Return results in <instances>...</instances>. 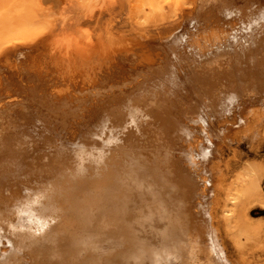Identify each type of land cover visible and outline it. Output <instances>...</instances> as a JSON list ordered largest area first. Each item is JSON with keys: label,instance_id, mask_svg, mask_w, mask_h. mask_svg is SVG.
Returning <instances> with one entry per match:
<instances>
[{"label": "rangeland", "instance_id": "obj_1", "mask_svg": "<svg viewBox=\"0 0 264 264\" xmlns=\"http://www.w3.org/2000/svg\"><path fill=\"white\" fill-rule=\"evenodd\" d=\"M226 1L0 0V131L3 130L1 133L4 135L8 133L6 137L0 133L2 135L0 149L7 148L14 152L17 147L19 150L17 153L22 156L20 157L22 164L40 165L42 160L38 155L43 148L41 145L44 144L45 149L46 146L51 148L47 140L50 132L49 137L56 147L59 146L58 142H62L64 135L66 139L69 135L75 144L76 142L79 144V147L74 145L75 149L86 152L102 150L105 155L108 153L109 156L111 153L112 157H116L124 148L111 142L114 141L113 134L119 124H115V128L113 124L112 127L109 125V130L106 128L105 131H101L100 127L99 130L92 127L93 124L85 123L88 122L86 120L75 121L76 115L90 109L85 106L92 99L94 101L96 98L94 102L97 100L102 102L100 99L112 93L113 96L117 93L115 96L118 97L121 94L119 90L122 89L125 92L121 96L130 90L135 94L136 88L140 91L143 87L141 76L144 73L146 76L148 74L147 82L150 80L149 77L153 78L154 75L167 78V75L162 76L160 73L154 74L150 71L153 67L163 71L168 66L166 73L171 74L168 73L169 77L177 70L175 67L178 69L185 67L184 75L191 67L192 70L188 71L190 73L203 65L204 52L214 51L215 45L220 41H228L230 44L227 43V47L236 41L235 47L239 46L242 54L246 51L249 56L252 53L249 49L253 50L255 46L257 50L254 60L259 62L253 60L254 64L248 63L247 70L255 64H262L264 54L260 55L263 60L256 55L262 54L260 51L264 46L261 45L262 42L264 44V38H261L263 41L259 43L260 32L264 31V20H253L260 9L264 11L261 3L257 0H254L255 3L253 0H230L229 3V0ZM220 5H223V8ZM224 5L228 7L226 10ZM245 18L251 23H256L255 30L253 29L255 34L252 35L256 38L252 43L251 41L245 43L240 37L237 38L242 33H238L239 29L247 22ZM241 44L246 50H243ZM208 46H211V49ZM224 47L226 48V45ZM230 48L229 50H233V46ZM184 59L188 60V67ZM192 61L199 63L192 66ZM223 71L225 72L222 69L218 71L219 81L209 76L204 85L200 84L201 86L197 84L201 80L191 81L189 78L190 83L187 85L192 92L196 90L195 93L201 95L199 99L203 100V105L207 97H216L218 89L223 87L225 89L221 92L226 93L224 95L226 98L212 108L215 113L221 114V123L217 126L215 121L213 124L216 127L209 125L205 132L209 137L202 139V136H196L198 141L193 142L197 145L192 147L193 142L192 145L186 144L185 131L179 132V141L186 145L182 148L176 147L174 153L183 157L184 165L192 173L193 168L198 170L199 177L195 179L201 184L198 182L199 185L195 187L197 197L195 196L193 201L191 199L190 208L193 217L199 220L203 228L205 227L204 234L202 233L199 239L202 245L208 248L202 255L206 252L210 257H215L214 260L219 262L218 264H264V92L256 89L252 91L249 81L236 80L235 75L222 73ZM251 72L253 71H249ZM261 74L257 73L254 77L258 79V75ZM155 76L154 80L157 79ZM254 77L253 82L257 80ZM162 80L164 81L157 79V83H161ZM128 81L136 88L132 89L130 86L131 89H128L130 85ZM137 81L141 82L139 87L135 84ZM152 81L150 80V84L145 83L147 85L145 87L149 89L158 85ZM182 81H188V78H183ZM101 104L103 103L99 106H102ZM110 104L114 106L113 100H110ZM196 106L199 105L196 103ZM181 114H184L183 110ZM185 118L187 124L193 125L192 120H196L197 117ZM73 121L81 127H77L79 133L73 131V134L70 133L69 123ZM37 138L45 142L41 144ZM204 142H208L209 146ZM20 144L23 148L22 146L20 148ZM200 144L202 148L207 146L208 152H204L202 158L196 157L194 160L193 149ZM195 153H198L197 150ZM246 174L248 177L244 176ZM24 175L26 177V173ZM242 178H247L248 183L252 181L250 192L253 191L248 192L251 196L248 193L243 194V197L232 203L228 194L237 195L240 191L237 181ZM30 180L17 181L6 194L21 200L28 198L32 187H36V180ZM203 180H206L207 184ZM13 190L17 192L16 195L11 193ZM0 207L1 210L4 206L1 204ZM3 213L0 214V230L5 229L4 225L8 221L3 222V219L7 218L5 210ZM255 217L258 219H251ZM9 222L11 223V220ZM4 236L0 234V261L13 251L11 248L13 245ZM22 259L29 260L27 256Z\"/></svg>", "mask_w": 264, "mask_h": 264}, {"label": "bare ground", "instance_id": "obj_2", "mask_svg": "<svg viewBox=\"0 0 264 264\" xmlns=\"http://www.w3.org/2000/svg\"><path fill=\"white\" fill-rule=\"evenodd\" d=\"M257 2H260L264 9V0H257ZM220 6L223 8V5ZM250 7L252 8V5ZM224 8L226 10L228 7L224 5ZM260 11L254 15V19L253 16L251 19L264 20V11ZM248 18L250 19V17ZM246 21L244 28L239 29L238 33H242L237 38L240 37L245 43L250 41L252 43L256 38V36L252 37L255 34L256 23L252 22V24L248 19ZM256 30L258 31V29ZM260 33L261 37H258L261 44L264 31L262 30ZM218 34L221 36L220 33ZM220 42H216L217 45H215L214 51L204 52L203 59L205 61L203 60V65L190 71V73L188 71L192 70L191 67L185 75V67H180L181 69L175 67L178 73L175 71L174 75L172 74V77H169L170 73H166L168 66L163 71L158 67H153L150 71L160 73L162 76L167 75L168 79L154 75L158 80L164 79L161 83H157L154 76V79L149 77L151 81L154 80L152 82L158 85L155 86L154 84L155 87H149L148 89L145 83H149L150 80L147 82L148 74L146 76L144 73L141 76L143 87L140 89L142 91H139V89L137 91V88H133V85L129 82L131 80L129 78L130 85L128 84V89L130 86L132 89L136 88L137 92L134 90L135 94L131 93L133 90H127L128 92L121 96L125 90L118 89L121 94L118 93L120 96L117 97L115 96L116 93L114 97L111 89L112 94L104 99L99 98L100 101L103 100L102 102L98 100V102H94L96 98L94 101L92 99L85 106L90 109H86L81 115L75 116V121L86 120L88 122L85 123L93 124L92 127L99 130L101 128V131L106 128L109 130L112 124L113 128H115V124H119L114 132L115 135L113 134L114 141L111 142L114 143L113 145L124 146V148L119 151V155L116 157H112L111 153L109 156L107 153V157L102 150L95 149V151L86 152L82 149H75L74 145L79 147V144L77 142L75 144L73 138L69 135H67V139L65 138L66 135L62 138L63 140L60 139L62 144L56 142L59 145L56 147L49 137L51 133L48 130L47 140H49L48 145L51 148L46 146L47 149H45V145H41L45 141L40 139L41 142L37 138L44 148L38 155L42 160L40 165L37 163H35L36 166L22 164L20 158L22 156L18 154L19 152L17 153L19 151L17 147L14 152L13 150H7V148L6 150L0 149V206L2 204L7 213V218L6 220L3 219V222L8 220L4 225L5 229L0 230V234L5 235L4 237L13 245V247L10 246L13 251L10 255L4 257L0 264L219 263L215 262V257H210L206 252L202 255L204 250L208 248H205L200 242L201 239H199V236L202 233L204 234L205 227L203 228L199 220L193 217L190 208L191 199L193 201L196 196L195 187L200 183L195 179L197 176L199 177L198 170L193 168V173L188 170L183 163V157L177 153L175 155L174 150L176 147L182 148L187 143L192 145V142L197 140L196 136H202V139L206 138L208 135H205V132L210 127L209 125L216 127L213 124L215 121H217V126L221 123V114L215 113L212 108L226 98L224 96L226 93L221 92L225 88L218 89L219 93H216V97H207L203 105V100L199 99L201 95L195 93L196 90L193 93L188 86L190 80L199 79L201 82L197 84L204 85L206 79L211 76V79L216 78L219 81L218 71L222 69L229 75H235L236 80L245 79L249 81L252 91L256 89L259 92H264V62L255 64L256 66H251V69L247 70L248 63L252 65L255 59V50H257L255 46L253 50L249 49L250 52L252 51L251 56H249L246 51H244L245 54H242V50L238 48L239 46L235 47L234 43L236 41H233L231 45L228 41ZM240 42L242 43V41ZM227 43H229L228 47ZM243 44H241V47L246 50ZM261 45H264L263 42ZM232 46L233 50H229ZM210 47L208 46L209 49H211ZM261 49L262 51H260ZM261 49H258V51L262 54L258 53L256 55L260 58L262 57L260 55L264 54V46ZM199 59L201 61V58ZM196 63L199 62L194 63L192 61L191 65ZM186 66H189L188 63ZM251 70L253 72L249 73ZM152 72L151 75H153ZM175 73L177 74L175 75ZM257 73H262L258 75V79L254 77ZM185 77L188 78V81L183 82L182 79H186ZM252 77L257 80L253 82ZM140 83L137 81L135 84H138L137 87H139ZM207 91H204V93ZM110 100H113L114 106H110ZM100 103H103L102 106H99ZM196 103L199 106H196ZM182 110L184 111L183 115L181 114ZM188 116L197 117L196 120H192L193 125L186 123L187 119L185 117ZM1 118L3 119V117ZM63 121L62 124H64ZM73 122L69 123V130L72 134L79 130L77 122ZM120 126L122 128H119ZM130 126L133 127L130 128ZM17 128L19 129V127ZM182 131L187 134L186 144L181 143L178 139L179 132ZM210 133L213 132L210 131ZM7 135L8 133L3 137ZM39 138L41 137L39 136ZM205 141L208 140L205 139ZM208 142H204V144L208 145ZM195 144L196 142H193L192 147L197 145ZM21 146L23 148L22 144H20V148ZM200 146L201 144L195 149L198 152L197 154L193 149L192 157L194 160L196 157L198 159L202 158L201 156H204V152L207 151V146L203 148ZM107 147L109 146L107 145ZM36 149H38L37 146ZM33 155L35 154L33 153ZM38 156H35V158L39 159ZM102 167L103 169H101ZM24 173H26V177H24ZM244 176H247V174ZM30 179L36 180V187H32L28 198L21 200L18 197L6 194L17 181L28 182L31 181ZM250 182L248 183L247 178L238 180L240 191L237 195L228 194L229 201L234 203L237 198L250 192L252 189ZM204 184L203 186L207 183ZM11 193L16 195L17 192L13 190ZM244 196L247 197V195ZM3 208L0 210L1 215L4 214ZM227 213H229V210ZM9 220H11V223ZM209 252L207 253L209 254ZM25 256L29 258L28 261L21 260Z\"/></svg>", "mask_w": 264, "mask_h": 264}, {"label": "trees", "instance_id": "obj_3", "mask_svg": "<svg viewBox=\"0 0 264 264\" xmlns=\"http://www.w3.org/2000/svg\"><path fill=\"white\" fill-rule=\"evenodd\" d=\"M255 216H257V215H255Z\"/></svg>", "mask_w": 264, "mask_h": 264}]
</instances>
